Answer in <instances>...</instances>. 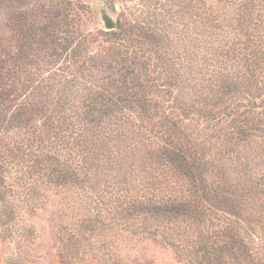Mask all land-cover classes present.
I'll list each match as a JSON object with an SVG mask.
<instances>
[{
	"label": "rangeland",
	"instance_id": "374dc122",
	"mask_svg": "<svg viewBox=\"0 0 264 264\" xmlns=\"http://www.w3.org/2000/svg\"><path fill=\"white\" fill-rule=\"evenodd\" d=\"M0 264H264V0H0Z\"/></svg>",
	"mask_w": 264,
	"mask_h": 264
},
{
	"label": "water",
	"instance_id": "95a60500",
	"mask_svg": "<svg viewBox=\"0 0 264 264\" xmlns=\"http://www.w3.org/2000/svg\"><path fill=\"white\" fill-rule=\"evenodd\" d=\"M106 27L107 28H112L113 27V23L110 19L106 20V23H105Z\"/></svg>",
	"mask_w": 264,
	"mask_h": 264
}]
</instances>
